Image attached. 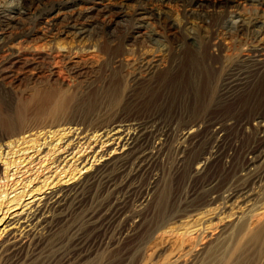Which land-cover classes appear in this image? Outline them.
<instances>
[{
    "label": "rangeland",
    "instance_id": "obj_1",
    "mask_svg": "<svg viewBox=\"0 0 264 264\" xmlns=\"http://www.w3.org/2000/svg\"><path fill=\"white\" fill-rule=\"evenodd\" d=\"M113 121L135 150L102 172L65 149L66 126L87 139ZM259 121L264 0H0V241L91 174L0 264H264Z\"/></svg>",
    "mask_w": 264,
    "mask_h": 264
},
{
    "label": "bare ground",
    "instance_id": "obj_2",
    "mask_svg": "<svg viewBox=\"0 0 264 264\" xmlns=\"http://www.w3.org/2000/svg\"><path fill=\"white\" fill-rule=\"evenodd\" d=\"M46 100H47V98H46ZM63 104L64 103H63L62 99L57 100L50 110L51 115L53 114L52 116L55 115V117H57L56 115H59V113L61 111H63L62 109H64ZM48 113H49V110H48ZM113 122L110 125L107 124L108 126L105 125L104 127H101L100 129L95 131V133H96L95 135H93L92 137H87V139H86V136L88 134L87 133L85 134L84 128L80 127L79 125L78 126H75V125L74 126H71V125L66 126L68 128H66L65 130L69 129L68 133H70L73 130L75 137L73 139L71 138L69 140V143H67V145L65 146V149H74V148L80 149L81 147H83V149H86V150L88 148L93 149L91 157H94L95 159H98L99 161H101L99 163V167L96 169L97 171H101V169L102 170L106 169L108 166L111 165V163L115 159L113 152H118V154L122 155V157H127V156L131 155L133 150H135V142H136L135 140L137 137L136 136L137 135V132H136L137 128H135L134 125H132L133 123L128 124V123H122L121 121L120 122H114V123ZM261 123L262 122L259 121L256 124L259 127H264V124H261ZM30 127H32V126H29V128ZM34 131H35L34 129H28V130H26V131L24 130L22 132H23V134L24 133H31L33 135V134H36L38 132L40 133L42 131V129L37 130L36 132H34ZM142 134H143V132H142ZM93 137L96 139L94 142V144L96 145L95 148L92 147L94 145H92L93 142H91V139ZM45 139H47V138H45ZM17 140H16V142L20 141V140H18V141ZM143 141H145V140L143 139ZM14 142H12V143H14ZM74 144H77V146H74ZM1 146H2V144H0V147ZM72 146H74V147L72 148ZM98 146L101 148V151L97 150ZM89 157L90 156H88L87 159ZM260 160H262V157H260V158H259V156H257V157L255 156V158L253 157V159L251 161V165L258 163ZM89 176H91V174H89L88 176H84L74 186H72L70 188H59L56 190H52L51 192L45 194L44 197H42L40 200L35 202L34 205L31 206V209L29 211H27V213L24 216H22L21 218H18L17 220H15L14 222H12L9 225V227H11V228L8 230V232H6L4 238L0 241V248L5 247L7 244H15V245H20V246L25 245L28 242V240H30L32 237H34L37 232H39L42 228H44L46 226V224L49 222V220L52 219L55 216L56 212L64 205L65 200L68 198L69 191H71L72 189L78 190L81 187L86 186V184L88 185V177ZM251 198H252V195L249 193V191H242L240 193H237L233 197L230 196V199L228 197L229 202L231 200H233V202L231 203V207H232L234 202H236L237 206L240 202L242 204H247L251 201ZM243 226H245V225H243ZM247 226H249V224H247ZM241 229H243V227Z\"/></svg>",
    "mask_w": 264,
    "mask_h": 264
}]
</instances>
